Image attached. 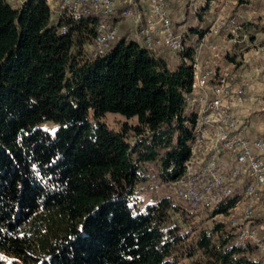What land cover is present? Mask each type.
Returning <instances> with one entry per match:
<instances>
[{
  "label": "trees",
  "instance_id": "obj_1",
  "mask_svg": "<svg viewBox=\"0 0 264 264\" xmlns=\"http://www.w3.org/2000/svg\"><path fill=\"white\" fill-rule=\"evenodd\" d=\"M209 2L184 11L187 62L168 68L123 37L92 59L84 46L94 19L59 34L45 0L15 9L0 0V264H264L253 245L234 247L221 223H170L194 218L184 203L164 196L140 208L135 195L182 176L188 56ZM106 113L135 123L110 130ZM42 121L53 135L36 127ZM238 197L201 211L226 215Z\"/></svg>",
  "mask_w": 264,
  "mask_h": 264
},
{
  "label": "built area",
  "instance_id": "obj_2",
  "mask_svg": "<svg viewBox=\"0 0 264 264\" xmlns=\"http://www.w3.org/2000/svg\"><path fill=\"white\" fill-rule=\"evenodd\" d=\"M7 3L14 9L21 5L20 0ZM141 3L146 4L144 18ZM116 15L127 25L124 40L153 55L155 48L163 47L176 61L187 62V47L182 33L172 27L167 0H57L53 24L59 34H65L69 26L82 19H94L89 54L94 59L104 55L120 36ZM241 20V14L216 15L190 48L191 79L183 114L192 116L188 124L192 138L182 176L171 184V190L175 199L196 211L211 210L237 193L233 207L238 206V218L228 223L232 245H253L264 262V241L257 236V227L251 225L264 213V135L247 138L246 125L227 106L228 101H243L246 84L235 83L228 69H215L200 60L202 50L209 48L208 36L230 35L231 41L238 43ZM255 49L264 53V40ZM149 181L153 182L152 175Z\"/></svg>",
  "mask_w": 264,
  "mask_h": 264
},
{
  "label": "crops",
  "instance_id": "obj_3",
  "mask_svg": "<svg viewBox=\"0 0 264 264\" xmlns=\"http://www.w3.org/2000/svg\"><path fill=\"white\" fill-rule=\"evenodd\" d=\"M45 1L46 4L50 1L55 5L57 0ZM24 2L25 0H20L21 4ZM140 8L144 18L147 12L146 4L141 3ZM211 13L214 16H210L208 24L218 14L242 15V20L238 23L239 42L233 43L230 35L208 36L206 45L209 48L202 50L200 60L208 61L215 69H228L235 83L246 84L243 101L239 104L228 101L227 106L246 125L245 136L254 139L264 135V55L255 49V45L264 40V0H245L243 3H237V0H210L208 10L203 12L204 18L207 15L209 17ZM114 20L119 28V37H124L126 22L120 17H115ZM208 24L200 23V29L204 30ZM183 25L179 26L178 30H174L182 33L185 31ZM153 52L155 56L165 61L168 68H172L176 62L163 47H157ZM234 209L233 207L229 212ZM260 218L264 219V213ZM258 229L264 230V227L258 225ZM261 235L264 241V231Z\"/></svg>",
  "mask_w": 264,
  "mask_h": 264
},
{
  "label": "rangeland",
  "instance_id": "obj_4",
  "mask_svg": "<svg viewBox=\"0 0 264 264\" xmlns=\"http://www.w3.org/2000/svg\"><path fill=\"white\" fill-rule=\"evenodd\" d=\"M203 0H167V11L169 13V18L172 24V27L175 30H178L179 25H177L178 23L181 24L182 18L181 15L184 13V11L187 9H190L191 12L194 13V11H198L199 7H202L203 5ZM187 5V6H186ZM47 6L49 8V23H54V14H55V5L48 1L47 2ZM200 12V10H199ZM205 14V13H204ZM204 14L202 15V18H204ZM213 15L212 13L205 16L204 19H202L201 23L203 25L208 24L210 16ZM214 16V15H213ZM116 17L118 18V15H116ZM208 17V18H207ZM184 25H188V22L185 23ZM183 25V26H184ZM185 28V26H184ZM84 51L86 53L87 56H89L90 52H91V45L87 44L84 46ZM262 55H264V53H260ZM233 79V78H232ZM188 108V107H187ZM91 115V110H89L88 112V116L90 118ZM102 122H104L107 125V128L110 130H118L120 128V126L122 125V123L127 122L128 124H134L135 123V118H131L129 120H125V118L123 116H121L120 114L117 113H106L103 115V117L100 119ZM37 128L49 133L50 135H53L55 130H56V126L53 125L51 122L49 121H42L40 123L37 124L36 126ZM140 187H136V192L135 195L139 198V200H141V203L138 207H142V205L144 203L147 202H154L157 201L160 197H168L171 201L180 204L182 206L183 209L186 208V206L177 201V199H175L174 195L172 194V190L171 187H165V186H161L160 188H155L153 190H141L139 189ZM235 209L231 212H229V214L226 215H217L214 216L213 218H206V215L204 214V211H191L190 214L194 215V218L191 220H187L185 221L186 223H181L180 219L176 217H172L171 222L176 223L180 228H184V229H188L191 228L192 225L196 226L197 229H205V228H209L211 227V224L214 223H221L222 225H224V227H226V229L228 228V223L230 220L232 219H237V213H238V206L234 207ZM188 210V208H186ZM257 221H252L251 225L257 227V236L259 238L262 237V233H263V229H258V225H262L264 227V219L258 217L256 218Z\"/></svg>",
  "mask_w": 264,
  "mask_h": 264
}]
</instances>
